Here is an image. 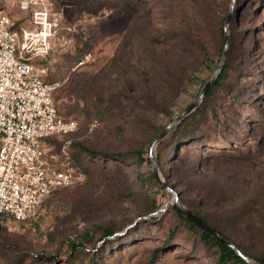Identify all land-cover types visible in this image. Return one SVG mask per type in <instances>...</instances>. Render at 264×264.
Here are the masks:
<instances>
[{
  "label": "rangeland",
  "instance_id": "1",
  "mask_svg": "<svg viewBox=\"0 0 264 264\" xmlns=\"http://www.w3.org/2000/svg\"><path fill=\"white\" fill-rule=\"evenodd\" d=\"M178 1L0 0L28 55L60 83L59 111L78 121L45 142L47 156L74 159L85 175L47 197L35 221L0 215V264H217V247L171 209L176 198L264 255V0H225L230 70L186 125L153 144L220 63L219 41L199 65L182 35L168 36ZM106 228L114 233L101 239ZM73 239L86 249L70 250Z\"/></svg>",
  "mask_w": 264,
  "mask_h": 264
},
{
  "label": "built area",
  "instance_id": "2",
  "mask_svg": "<svg viewBox=\"0 0 264 264\" xmlns=\"http://www.w3.org/2000/svg\"><path fill=\"white\" fill-rule=\"evenodd\" d=\"M32 46L0 9V214L19 223L35 221L49 195L85 179L70 162L47 156L45 139L75 132L78 121L59 111L54 93L60 83L43 78L45 70L28 55Z\"/></svg>",
  "mask_w": 264,
  "mask_h": 264
},
{
  "label": "trees",
  "instance_id": "3",
  "mask_svg": "<svg viewBox=\"0 0 264 264\" xmlns=\"http://www.w3.org/2000/svg\"><path fill=\"white\" fill-rule=\"evenodd\" d=\"M155 1L159 2V0H155ZM175 6L178 12L176 13V15L171 17L172 24L170 26L168 36L173 38L175 35H178V37L180 38V35H182L185 39V41H183V46L187 48L188 52H193L196 57L198 56L199 65L203 64L208 59V57L211 58L210 56L211 42L215 43L216 41H219L220 50L218 53V59L221 60V57L225 49V35H226V29H227L225 27V22L228 17V10L230 9L229 5L227 8L225 7V0H179ZM241 13H242L241 10L238 9L237 14H236L237 21L239 20ZM231 20H232V17L230 21ZM15 24L18 26L17 22H15ZM229 42H231V35L229 36ZM229 70H230V63L228 62V59L226 57L221 71L219 72L217 77L214 79V81L212 82L208 90L206 91L204 95L205 96L204 101H209L212 98V95L214 94L216 87H218L222 83V80L228 74ZM43 78L46 81H49L44 77V74H43ZM168 80L170 81V79ZM54 102L56 104L55 93H54ZM199 109L200 108H196L195 110L198 111ZM193 115H194L193 113L188 114L187 117L177 125L176 129L170 132L167 136H169L170 134H174L176 131L182 128V126L186 125V122L190 121ZM175 118L176 117L173 116L171 121H173ZM164 128H161L160 130L156 132L154 140L158 137V135L161 133V131ZM53 137H56V136L46 138L45 142H47V140ZM183 145L184 144H181L180 146L183 147ZM96 154H100V153H96ZM137 154L139 156V161L142 162L145 160L140 152H138ZM71 164L75 167V169L82 172V169L79 168V166L77 165L76 161H74V159ZM150 175L153 178H155V175L153 173H150ZM187 207L192 212L197 214L205 223H207L209 226H211L213 229L219 232L224 238L231 241L237 248L240 249V251L244 255L248 256L249 258L255 260L258 263L264 264V255H256L252 253L251 251H249L242 244V242L238 241V239L229 236L228 234L224 233V231L219 229L217 226L213 225L208 220L206 214L202 213L201 210L195 209L194 207L188 204H187ZM171 209L174 211L177 217L184 222L185 226H187L191 230L196 231L200 234V238L204 243H210L213 246L217 247V250H216L218 253V263L217 264H251L230 245L224 242H221L215 236L208 233L202 227L195 224L190 219H188L186 216L181 214L174 207V205L171 207ZM0 215L2 216V218L10 217L6 214H0ZM93 233H94L93 231L89 230L86 232L85 236L88 237L87 239H91V237L93 236ZM113 233L114 231L112 229L106 228L103 231V235H102L103 237L101 239L111 236ZM68 247L70 250L78 249L79 251H83L84 249H86V242L85 241L75 242L74 240V242H70L68 244ZM40 257L45 258V259L49 258V256H44V255H40ZM97 263L98 262L96 260V257L92 256L91 261L86 264H97ZM70 264H83V263L82 262L76 263L74 261L73 263H70Z\"/></svg>",
  "mask_w": 264,
  "mask_h": 264
},
{
  "label": "water",
  "instance_id": "4",
  "mask_svg": "<svg viewBox=\"0 0 264 264\" xmlns=\"http://www.w3.org/2000/svg\"><path fill=\"white\" fill-rule=\"evenodd\" d=\"M231 19V13L228 14L227 20L225 22V27L227 28L229 22ZM228 46H229V33L227 32L226 29V35H225V49L223 52V55L221 57L220 63L217 67V69L214 71V73L205 81L201 92L198 96V98L196 100H194L185 110H183L172 122H170L162 131L161 133L158 135V137L154 140L153 144H157L159 143L164 137H166L172 130L173 128H175V126H177V124H179L183 118H185L188 114H190L194 109L197 108V106L201 103V101L203 100V97L206 93V91L208 90V88L210 87V85L212 84V82L214 81V79L217 77V75L219 74V72L221 71L223 64L225 62V59L227 57L228 54ZM152 152V151H151ZM154 175L156 176V178L158 180H160L159 174H158V162L157 159L154 158ZM174 207L184 216H186L188 219H190L192 222H194L195 224L199 225L200 227H202L205 231H207L208 233L212 234L213 236H215L218 240H220L221 242H224L228 245H230L232 248H234L240 255H242L249 263L251 264H261L256 262L255 260L249 258L248 256L244 255L239 248H237L231 241L227 240L226 238H224L219 232H217L215 229H213L211 226H209L207 223H205L197 214H195L194 212H192L186 205H184L182 202H180L178 200V198H176L175 202L173 203Z\"/></svg>",
  "mask_w": 264,
  "mask_h": 264
}]
</instances>
